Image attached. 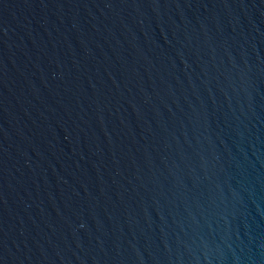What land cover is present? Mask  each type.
<instances>
[{"label":"water","instance_id":"water-1","mask_svg":"<svg viewBox=\"0 0 264 264\" xmlns=\"http://www.w3.org/2000/svg\"><path fill=\"white\" fill-rule=\"evenodd\" d=\"M0 264H264V0H0Z\"/></svg>","mask_w":264,"mask_h":264}]
</instances>
